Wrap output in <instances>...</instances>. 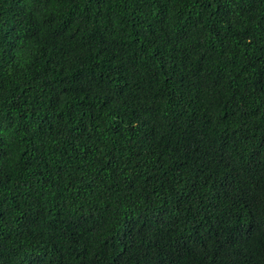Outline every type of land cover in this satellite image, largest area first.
Wrapping results in <instances>:
<instances>
[{"label":"trees","instance_id":"1","mask_svg":"<svg viewBox=\"0 0 264 264\" xmlns=\"http://www.w3.org/2000/svg\"><path fill=\"white\" fill-rule=\"evenodd\" d=\"M0 264H264V0H0Z\"/></svg>","mask_w":264,"mask_h":264}]
</instances>
